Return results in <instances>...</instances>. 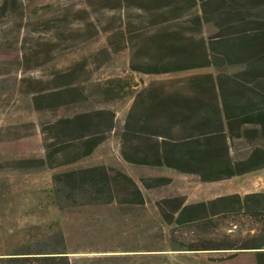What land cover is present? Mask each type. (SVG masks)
Here are the masks:
<instances>
[{
    "label": "trees",
    "instance_id": "trees-1",
    "mask_svg": "<svg viewBox=\"0 0 264 264\" xmlns=\"http://www.w3.org/2000/svg\"><path fill=\"white\" fill-rule=\"evenodd\" d=\"M131 1L133 11L125 12ZM18 2L0 0V14L17 12ZM84 2L87 8H78L77 14L85 13L90 18L99 9L108 14L102 27L108 32L106 44L69 66L53 70L47 78L20 76L17 91L29 95L33 109L49 110L86 96L106 102L132 94L120 131L119 155L125 162L195 174L203 182L264 167V145L253 142L257 112L264 111V0ZM122 18L146 23L151 29L138 33L136 37H142L133 44L134 35L122 29ZM60 37V47L73 38ZM127 46L128 67L136 73L165 74L202 67H211L215 73L149 81L141 86L128 75L102 82L85 78L81 80L85 83L74 81L85 62L90 60L99 66V52H104L105 63L111 53ZM38 48L33 53L48 52L44 45ZM76 83L82 85L81 89ZM113 120V112L106 108L42 119L38 124L42 154L0 162V169L31 173L74 163L91 154L106 138ZM238 140L248 143L239 155L234 146ZM169 180L158 176L142 178L141 182L144 187H153ZM183 202L181 196L162 201L163 206H170L169 213L160 208L167 223L208 231L216 216L241 214L260 222L264 214V192ZM261 224L249 235H237L231 241L206 240L200 248L248 250L254 264H264V220ZM51 234L34 243L15 245L0 254V264H72L61 231Z\"/></svg>",
    "mask_w": 264,
    "mask_h": 264
},
{
    "label": "rangeland",
    "instance_id": "rangeland-1",
    "mask_svg": "<svg viewBox=\"0 0 264 264\" xmlns=\"http://www.w3.org/2000/svg\"><path fill=\"white\" fill-rule=\"evenodd\" d=\"M16 5L17 12L0 14V162L42 154L38 128L42 119L106 108L113 112L114 120L106 138L91 154L74 163L31 173L0 169V254L60 230L72 264H254L247 250L202 249L200 245L206 240L231 241L237 235H249L252 228H261L264 214L260 222L241 214L216 216L208 231L163 219L160 208L170 212L163 200L181 196L183 203L195 201L219 190L221 183L203 182L195 174L165 167L125 162L119 155L120 131L132 94L106 102L85 95L81 101L35 110L28 102L29 95L17 91L20 76L47 78L53 70L102 48L108 33L102 27L108 14L100 9L90 18L85 13L77 14L78 8H87L84 0H19ZM126 7L125 12L133 11V2ZM121 27L134 35L133 44L142 37H136L138 33L151 29L146 23L123 18ZM60 33L73 37L69 44L58 46ZM40 45L48 52L33 53ZM98 58V67L90 60L85 62L74 81L80 83L85 78L102 82L128 75L141 86L149 81L215 73L211 67L165 74L136 73L128 67V46L111 53L105 63L104 52H99ZM254 127L253 142L264 145V111L257 112ZM247 145L246 141H236L237 155ZM158 176L170 180L163 185L143 186L142 178Z\"/></svg>",
    "mask_w": 264,
    "mask_h": 264
},
{
    "label": "crops",
    "instance_id": "crops-1",
    "mask_svg": "<svg viewBox=\"0 0 264 264\" xmlns=\"http://www.w3.org/2000/svg\"><path fill=\"white\" fill-rule=\"evenodd\" d=\"M208 182H213L214 184L221 183V188H219V190L210 192L209 196L198 198L195 201H207L228 194H238L241 196L247 193L264 192V167L240 175H233ZM186 203H189V201Z\"/></svg>",
    "mask_w": 264,
    "mask_h": 264
}]
</instances>
